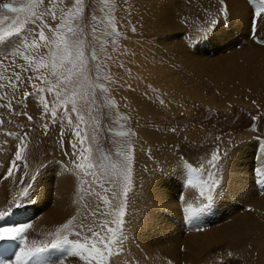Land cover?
I'll return each mask as SVG.
<instances>
[{
	"label": "rangeland",
	"instance_id": "1",
	"mask_svg": "<svg viewBox=\"0 0 264 264\" xmlns=\"http://www.w3.org/2000/svg\"><path fill=\"white\" fill-rule=\"evenodd\" d=\"M153 2L43 0L41 3L40 0H0V97H3L0 105H4L0 107V120L3 121L0 125V173L5 172L6 164H11L15 159V149L19 144L17 137H23V126L31 129L25 137L28 148L9 177L10 191L5 194V200H10L15 208L23 205L31 207L34 200L30 193L35 187V180L54 166L65 169L74 179L75 187L72 194L75 201L71 200L68 210L72 215L63 219L62 223L46 222L49 220L46 219V212L59 207L51 203L52 200H47L50 208L45 211V216L34 215L29 223L27 219L30 216L26 217L25 223L18 219V214L12 218V225L32 228L33 233L29 232V238L25 236L20 241V247L24 245L27 250L41 248L64 237L91 246L97 243V237L93 235L95 232L101 241L98 247L111 241L112 255L108 257L105 254V264H186L183 257L174 256L176 252L156 250L157 246L154 247L156 251L150 254L141 251L134 257L131 255V251L140 245L135 235L141 237L144 234L142 221L152 216H146L147 212L142 211L153 207L151 202L141 203L145 190L150 184L162 186L168 180L165 179L166 175L177 177L170 181L175 195L183 198V193L178 191L181 182L186 192L195 190L194 197L184 198V203L180 204L182 211L186 204H191L195 210L203 206L204 214H211L214 209L211 205L221 203L226 198L232 183L230 178L229 181L226 179L231 153L253 140L261 141L264 146L263 139L255 138L260 134L264 136V88L244 82L238 86L217 85L214 80L203 79L182 67L170 54L171 51L156 41V36L163 38L165 34L159 33L152 24L149 5ZM214 2L208 0L205 5L185 2L183 6L186 8L178 17L175 16L174 22L181 28V40L185 46L186 42L192 44L212 20L217 22L209 33L221 22L229 28L228 12L223 15V5ZM254 3L256 0H249L247 5L251 9L247 10L251 19L250 23L247 20L249 26L246 32L249 33L245 38L253 39L252 42L258 39L251 36L252 14L257 8L253 9ZM4 5L19 11H10ZM190 7L193 9L188 10ZM215 8L219 9L218 12ZM109 18L111 24L108 23ZM258 26L259 37L263 38ZM133 27L136 28L135 32H132ZM41 29L45 36L43 41L38 35ZM209 33L191 48L186 47L195 49L209 38ZM64 41L73 48L80 42V49L84 52L83 66L75 58L71 64L61 59L63 53L58 50ZM33 42L36 47H32ZM243 45L236 44L232 49L241 51ZM230 52L223 51L222 54ZM53 60L54 68L51 66ZM161 65H164L166 76L172 79L174 85L162 78ZM17 76H20L19 87L13 88L9 81L15 84ZM44 80L48 83H43ZM95 80L100 87L94 83ZM32 85H36V88ZM39 88L45 91H37ZM49 88H52L51 93L48 92ZM197 91L201 93L200 96H197ZM24 92L33 94L18 104L17 100L23 99ZM9 103L14 111L7 107ZM44 104L49 108L47 116L44 114ZM73 104L76 112L72 111ZM53 105L56 107L55 121L50 114ZM16 112H26L33 117V121L30 123L26 116L16 115ZM81 116L82 120L79 119ZM77 130L79 137L75 135ZM111 130H121L122 134ZM65 141L68 142L67 153ZM73 144L76 145L75 151ZM213 152L220 154L217 165L210 163ZM125 164L129 168H124ZM237 166L240 167L241 163L238 162ZM254 169L258 171L259 168ZM177 170L181 171L179 176ZM126 176H130V179L126 180ZM213 181L217 183V188L212 201L208 202L207 193L202 197L200 192L201 188L207 189ZM29 184L31 186L28 188ZM259 186L264 187V182L260 181ZM27 188L26 195L22 197L21 193ZM251 193L246 189L241 193L244 194L242 201L238 200L241 198L239 195L231 197L229 202L240 207L238 212L254 213L257 210L253 205L255 200L250 202L248 199L249 205L246 199ZM105 199L109 201L108 204L104 203ZM121 207L124 212L122 217L119 215ZM163 207L160 205L149 210L153 214L166 213ZM255 212L260 214L264 209ZM5 214L10 216L9 211ZM195 215L189 221L187 217L181 235L187 234L193 225L199 226L197 222L191 223ZM69 220L72 224L65 228ZM118 220L123 223L118 224ZM109 227L113 232H108ZM166 230L158 229V235L164 237L170 234L172 241L176 231L169 233ZM259 234L252 232L249 236L240 237L231 246H215L210 249V255L203 258L206 260H200L199 264H238L240 261V264H264V235ZM183 250L182 245L178 252ZM45 251L38 255H46ZM60 252L64 258L57 264H89L79 256L72 255L69 245H61ZM229 252L232 253L231 257L228 256ZM54 256L40 258L37 263L32 257L26 259L25 264L53 263L54 260L47 258ZM11 263L0 259V264Z\"/></svg>",
	"mask_w": 264,
	"mask_h": 264
},
{
	"label": "bare ground",
	"instance_id": "2",
	"mask_svg": "<svg viewBox=\"0 0 264 264\" xmlns=\"http://www.w3.org/2000/svg\"><path fill=\"white\" fill-rule=\"evenodd\" d=\"M207 1L208 0H154L153 4L149 5L150 14H152L153 19L152 24L156 26L159 33L165 34L163 38L156 36V41H158L159 44L161 43L162 47L167 48L169 52L171 51L170 54L175 56V59L181 63L182 67H185L193 73H197L203 79H212L217 85L232 84L238 86L239 83L244 82L251 86L256 85L257 87L264 88V45H260L254 41L252 42L253 39L245 40L249 33L246 32L249 26L247 20H249L250 23L251 19L250 13L247 12V10L250 9L248 8L249 6H247L249 0H225V3L228 5V25H230L231 28L230 26L226 28L222 22L219 23L214 31L209 33V38L203 43L198 44L193 50L188 49L182 42L181 28L175 24V16L178 17L180 12L186 8L183 6L185 2L188 4L191 2L193 5H205ZM214 1V4L221 5L220 0ZM256 3L258 4L255 7L259 5V0H256ZM192 9V7L188 8V10ZM215 10L218 12L219 9L215 8ZM258 25V27H260L258 29L263 33L264 38V19H261ZM223 43L226 45L222 46ZM236 44L245 45H243L241 51H236L232 49ZM220 46H222V48H220ZM223 51L231 52L224 55L222 54ZM143 67H146V65H143ZM163 67L164 65L160 67V74L162 73L161 75H163L162 78L164 81L168 82V84L171 83L174 85L175 83L172 82V79L167 78ZM196 94L197 96L201 95L198 91ZM238 162L241 163L240 167L237 166ZM6 165L7 166L4 168L5 172L0 173V176L6 177L0 178V212L7 213V211H9L10 216L5 214L3 219H0V226H14V224L12 225V218H15L17 214L19 215L18 219L22 220L21 222H24L26 217L30 216L27 219V223H29L28 221L34 215H44L47 208H50L47 200L48 202L52 200L53 202L51 203H54L56 206L57 204L59 205L56 210H51L50 212L48 210L46 212V219L49 218V220L44 219L47 223L48 221L50 223L53 221H60L62 223L63 219L69 217L71 212L68 210L71 207V200L75 201L74 196L72 197L75 187L73 184L74 179L65 169H58L56 166L50 168L47 174L35 180V187L33 192L31 191L32 193H30L34 200L33 205L31 207L23 205L21 207L18 206L19 208H15L16 206H11L10 200H5V194L10 191H8L10 179L7 176V169L11 164ZM255 167L259 168L258 171H255ZM228 168V175L227 177L225 175V177L228 181L230 178L232 183L228 188L226 198L221 203L212 204L211 206H214V209L211 214L209 213L207 215L202 211V209L205 210V207L202 206L198 210H195L194 206L191 204H186L185 209L182 211L181 207H179L180 204L184 203V198L194 197L195 190H187L188 192H186L181 182L178 185V191L179 193H183V198H180L178 194L175 195L170 181L176 180L177 177L173 178L166 175L165 179L168 180H166L162 186L158 184L151 186L150 184L144 192V198L141 203L147 204L151 202L153 207L163 205V211H166V213L161 212L153 214L152 211L149 210V208L152 209L153 207L149 206V204V208L142 210L147 212L146 216L149 214L152 216L149 220L145 219L142 221L141 227L143 228L142 231L144 234L141 235V237L135 235L140 245L138 247L139 249L136 248V250L131 251V255L134 257L137 252L141 251L150 254L158 249H169L170 252L173 251V253H177V255L174 254L175 257H183L186 264H199L200 260L201 262L202 260H206L203 258L206 255H210V249H214L215 246H223L224 244L231 246L235 244L240 237L249 236L252 232L263 233L264 235V212L260 214L255 212L259 209H264V187L259 186L260 181L264 182L263 143L259 140H253L245 143L244 146L238 147L230 155ZM180 173V170L176 171L177 176H179ZM176 174L174 175L176 176ZM246 189H248V192L252 191L251 194L247 195L246 199L249 205L250 202L255 200L253 205L255 204L256 207H254L257 208V210L254 209V213L238 212L240 207L236 203L234 204V202H229L231 197H237L239 195H241V198L238 200L242 201L244 199V194L241 193ZM178 200H180V203ZM30 202L33 201L31 200ZM223 202H225L224 205L222 204ZM194 213H196V215L191 223L197 222L199 226L196 227L193 225L187 234L181 235V229L184 227L185 220L187 217L189 218L187 221L191 220L190 217L193 216ZM36 225L37 224L32 227ZM158 229H161V231L164 230V232L168 229L169 233L176 231V236H173L172 241H170V234L162 237L161 234L158 235ZM47 230L48 229H46V231ZM29 232L33 233L31 227H27L23 234V239L0 240L1 261L8 260V262L15 263L17 257L27 251L24 245L20 247V241L24 240L25 236L29 238ZM173 242L174 244H172ZM182 245L184 250L179 253L178 249ZM156 246L157 249L155 250L154 247ZM45 252L46 255H39V258H45L52 254L56 255V252H53V250ZM181 253L183 254L182 256L180 255ZM26 259L27 258H25V260ZM234 260L235 259H233V261ZM240 263L241 261L238 264ZM143 264L149 263L145 262Z\"/></svg>",
	"mask_w": 264,
	"mask_h": 264
},
{
	"label": "snow or ice",
	"instance_id": "3",
	"mask_svg": "<svg viewBox=\"0 0 264 264\" xmlns=\"http://www.w3.org/2000/svg\"><path fill=\"white\" fill-rule=\"evenodd\" d=\"M40 2L42 3L43 0H40ZM221 5H223V7L221 8V12L223 13V15H226L228 12V5L225 3V0H220ZM3 7L5 8H10L9 5H4ZM80 5L79 3H77V8H79ZM10 11L16 12L19 11L18 9L15 8H10ZM262 13H264V0H259V5L257 6V8L255 9V11L252 14V34H255L258 39L255 41L256 43L260 44V45H264V38L259 37V33L257 31V25L259 23V21L261 19H264V17H262ZM38 19H42V17H37ZM217 20H212L209 24L208 27L204 28L201 30V34L200 36L192 43V44H188L186 42V46L191 48L195 43L199 42L202 38H205L207 36V34L212 30V28L215 26ZM108 23L111 24L112 20L109 18L108 19ZM18 31V30H17ZM72 29L69 28V32H71ZM136 28L133 27L132 28V32H135ZM7 34H11V33H7ZM39 35V39L40 40H44L45 36H44V32L41 29L38 33ZM2 38V37H0ZM113 43H115V41H113ZM32 47H36L35 42H33ZM72 49V50H70ZM59 52H62L63 55L61 57V59L63 61H67V63L71 64L73 63V58H75L76 60L79 61V63L81 64V66H83L84 64V52L80 49V42H78L76 44V46L73 48V46L71 44H69L67 41L63 42L62 48L58 50ZM93 58H95V54H93ZM25 59H27V57H25ZM42 67H47V65H41ZM53 68L55 67V61L53 60V63L51 65ZM123 67V66H121ZM71 71V70H70ZM36 79H40V77H36ZM43 83H48L47 80L42 81ZM19 83H20V76L16 77V83L12 84L11 81H9V84L13 87V88H18L19 87ZM2 86V85H0ZM32 87L35 89L36 85H32ZM37 91L39 92H44L45 89L43 88H39L37 89ZM48 92H52V88L48 89ZM33 93H29V92H24L23 93V99L22 100H17L18 104H22L24 102V100H27V98L29 96H31ZM57 96H59V93H56ZM0 99H3V97H0ZM43 97H41V100L43 101ZM0 107H4V105H0ZM7 107L10 110L12 109L11 103H9L7 105ZM44 109H45V116L49 115V108L47 104H44ZM14 111V110H13ZM72 111L76 112V107L75 104H73L72 107ZM16 115H20V116H26L27 120L31 123L33 121V117L31 115H28L26 112L24 113H20V112H16ZM53 117V121H55V117H56V107L55 105H53L52 109H51V113H50ZM79 119H83V117H79ZM253 119H255V117H253ZM69 123H71V121L69 120ZM3 124V121L0 120V125ZM25 128V131L23 133V137H17V139H19V144L16 146L15 149V159L11 162V165L8 167L7 169V176L10 177L13 174V169L17 168V162L22 160V153L25 152V150L28 148V144L25 142V137H27L28 132L31 131V129L28 128L27 125L23 126ZM45 127V131H47V125L44 126ZM75 135L77 137L80 136V132L79 130L76 131ZM67 141L64 142L65 144V152L67 153ZM73 151H75L76 149V145L73 144ZM81 151H83V149H81ZM220 160V154L218 152H213L212 153V158L210 163H212L213 165H217L218 161ZM90 167V165H89ZM124 168H129L128 164H125L123 166ZM0 178H6L3 176H0ZM35 179V177L33 178V180ZM126 180L130 179V176H126L125 177ZM31 186V184L28 185V188ZM27 189H24V191L21 193V196L23 197L24 195H26ZM217 188V183L215 181H213L207 189L201 188V192L200 195L202 197H205L206 193V199L208 202H211L213 199V192L216 190ZM105 204H108L109 201L107 199L104 200ZM5 215V212H0V219H3ZM119 215L122 217L124 215L123 212V207H121L120 209V213ZM118 224H122L123 221L122 220H118L117 221ZM72 224V221L69 220L68 224H66L64 227L67 228L69 225ZM105 225H101V227H104ZM27 229V225H15V226H0V240H15V239H23L24 236L23 234L25 233ZM108 232H113V229L111 227H109ZM93 235L95 237H97V243L96 244H92L91 246H85L84 244L78 243V242H73L70 241L67 237H64L63 239H55L51 242L50 247L51 248H55L61 245H69L70 249H71V253L74 256H79L82 260L84 261H88L89 264H105V259H106V253L108 257H111L112 255V250H111V241L105 242L102 244V246H97L99 244H101V241L99 239V235L98 233H93ZM46 249L45 248H32V249H28L27 251L23 252L21 254V256L17 257V264H25V258L27 259H31L34 256H37L38 254L44 252ZM228 256L231 257L232 253L229 252Z\"/></svg>",
	"mask_w": 264,
	"mask_h": 264
}]
</instances>
